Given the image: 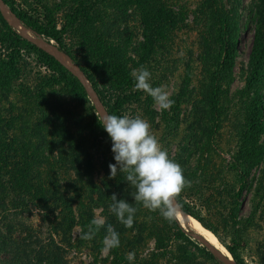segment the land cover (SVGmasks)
<instances>
[{
    "label": "rangeland",
    "instance_id": "rangeland-1",
    "mask_svg": "<svg viewBox=\"0 0 264 264\" xmlns=\"http://www.w3.org/2000/svg\"><path fill=\"white\" fill-rule=\"evenodd\" d=\"M9 1L59 37L224 248L264 264V0ZM12 41L0 35V264H223L177 234L161 183L69 74Z\"/></svg>",
    "mask_w": 264,
    "mask_h": 264
},
{
    "label": "water",
    "instance_id": "water-1",
    "mask_svg": "<svg viewBox=\"0 0 264 264\" xmlns=\"http://www.w3.org/2000/svg\"><path fill=\"white\" fill-rule=\"evenodd\" d=\"M0 12L3 18L27 41L36 45L39 49L53 56L60 64H62L69 72L77 77L85 88L88 97L91 99L97 112L100 114L107 130L117 144L137 161L142 162L144 166L150 170L155 178L161 183L163 192L166 196L169 208L175 216L177 206H180L176 195L173 193L169 179L162 167L143 151L134 140L122 130L120 125L114 120L108 107L104 103L100 94L94 87L85 70L74 60L72 55L64 49H61L53 44L52 41L40 37L31 27H29L19 15L7 4L6 0H0ZM176 220L179 222L177 217ZM180 226L191 237L201 242L212 255L223 264H240L230 253L226 254L218 246L213 244L202 234L186 229L180 222Z\"/></svg>",
    "mask_w": 264,
    "mask_h": 264
},
{
    "label": "trees",
    "instance_id": "trees-1",
    "mask_svg": "<svg viewBox=\"0 0 264 264\" xmlns=\"http://www.w3.org/2000/svg\"><path fill=\"white\" fill-rule=\"evenodd\" d=\"M6 2L11 6V8L19 15V17H21V19L29 26L31 27L33 30H35L37 33H39L40 35H42L45 39H47L48 41H51L52 39H55L57 42H59V37L53 35L52 32H50L49 30H46L45 28H43L42 26L39 25L38 21L29 16L27 13H24V12H20V11H17L16 8L10 3L9 0H6ZM0 18L2 20V22L4 23L5 25V30L2 31V33L0 35H4L5 37H11L13 39L12 42H14L15 44H18V43H21V42H25L27 44H29L31 47L39 50L47 59H49L50 61H52L53 63L57 64L59 67H61L62 69H64L65 72H67V74H69V76L72 78V81L74 83V86L77 87L81 92H83V94L87 95L86 91H85V88L84 86L82 85V83L80 82V80L75 77L71 72H69L62 64H60L53 56L49 55L48 53H46L45 51L39 49L36 45L32 44L31 42L27 41L26 39H24L18 32L16 29H14L11 25H9L7 23V21L3 18L1 12H0ZM224 26L226 27L225 30L226 31H229L231 32L232 30V22L229 23V21L225 18L224 21ZM60 47L62 48L63 46L60 45ZM67 51V50H66ZM69 52V51H67ZM70 53V52H69ZM71 54V53H70ZM234 55H235V48L234 46H230L226 49V52H225V57L226 59L229 61V63H232L233 60H234ZM92 80V79H91ZM258 82L260 84H263L264 83V77L263 75H260V78L258 79ZM92 83L94 85V87L96 88V90L98 91V93L100 94L101 98L103 99L98 87H97V84L92 80ZM256 93L258 96L262 97V95L259 93V91L256 90ZM262 99V98H261ZM104 101V99H103ZM113 116V115H112ZM114 120L119 123V120L117 118H115L113 116ZM102 124V122H101ZM102 126L104 127V125L102 124ZM120 127L122 128V130L124 132L127 133L126 129L124 127H122L120 125ZM105 131L108 133V135L111 137L112 139V136L110 135L109 131L106 129L105 127ZM128 134V133H127ZM129 135V134H128ZM130 136V135H129ZM134 140V142L141 146L140 143L138 142V140H136L135 138H132ZM114 143L115 140L112 139ZM119 146V144H117ZM263 149H264V146H260L258 148V152L261 153L263 152ZM125 153L127 154V152L125 151ZM132 156V155H130ZM133 157V156H132ZM158 160V159H157ZM139 164H141L142 166H144V164L142 162H139ZM145 167V166H144ZM146 168V167H145ZM147 169V168H146ZM148 170V169H147ZM150 172V170H148ZM157 180V179H156ZM158 181V180H157ZM177 200H178V203L180 205V207L188 214L194 216L195 218H197L206 228L210 229L211 231H213V229L205 222L204 218H202L199 214H197L184 200H182L181 198H179L177 195ZM169 208V207H168ZM170 209V208H169ZM175 221H176V225L178 226V235H181V234H184V230L182 229V227L180 226L179 222L176 220L175 218ZM214 232V231H213ZM230 253L233 255V257L240 263V264H245L242 260H240L235 252L231 249V248H228ZM209 252V251H208ZM211 255L212 253L209 252ZM213 256V255H212ZM214 257V256H213Z\"/></svg>",
    "mask_w": 264,
    "mask_h": 264
},
{
    "label": "bare ground",
    "instance_id": "bare-ground-1",
    "mask_svg": "<svg viewBox=\"0 0 264 264\" xmlns=\"http://www.w3.org/2000/svg\"><path fill=\"white\" fill-rule=\"evenodd\" d=\"M175 216L186 229L196 231L202 234L208 240H210L213 244H215L221 250H223V252H225L226 254H229V250L226 247L224 248L221 241L219 240V238L213 231L206 228L197 218L186 213L180 206H177V209L175 211Z\"/></svg>",
    "mask_w": 264,
    "mask_h": 264
}]
</instances>
